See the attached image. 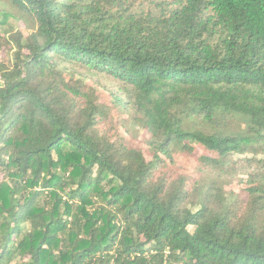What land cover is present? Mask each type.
<instances>
[{"label":"trees","instance_id":"1","mask_svg":"<svg viewBox=\"0 0 264 264\" xmlns=\"http://www.w3.org/2000/svg\"><path fill=\"white\" fill-rule=\"evenodd\" d=\"M138 1L0 0V264H264V0Z\"/></svg>","mask_w":264,"mask_h":264},{"label":"rangeland","instance_id":"2","mask_svg":"<svg viewBox=\"0 0 264 264\" xmlns=\"http://www.w3.org/2000/svg\"><path fill=\"white\" fill-rule=\"evenodd\" d=\"M149 1L159 2L162 0H146V1L141 0L138 2H141L143 6L147 7L149 4ZM136 4H138V3H136ZM152 4H150V5H152ZM4 11H6L7 13H10V15L8 17V22L12 25V27L15 30L21 31V32H23V34H26L28 32L26 25L28 26L29 22L25 16L17 15V13L13 7L8 6V5H4L3 3L0 2V16L3 15ZM0 57L7 58V51L5 49L3 50L2 45L0 46ZM259 157H264V152H263V154L259 155ZM175 159H176L177 165L183 166L187 170H192V168L194 167L191 159H186V158L178 156V155L175 157ZM230 187L237 189L236 188L237 185H233ZM230 187H228V188H230Z\"/></svg>","mask_w":264,"mask_h":264}]
</instances>
